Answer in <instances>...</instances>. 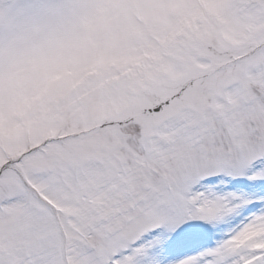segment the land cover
<instances>
[{
  "label": "snow or ice",
  "instance_id": "6c2138e0",
  "mask_svg": "<svg viewBox=\"0 0 264 264\" xmlns=\"http://www.w3.org/2000/svg\"><path fill=\"white\" fill-rule=\"evenodd\" d=\"M0 264H264V0H0Z\"/></svg>",
  "mask_w": 264,
  "mask_h": 264
}]
</instances>
